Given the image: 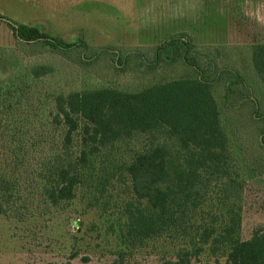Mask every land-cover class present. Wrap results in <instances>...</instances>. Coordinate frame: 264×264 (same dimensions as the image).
<instances>
[{
    "label": "trees",
    "instance_id": "trees-1",
    "mask_svg": "<svg viewBox=\"0 0 264 264\" xmlns=\"http://www.w3.org/2000/svg\"><path fill=\"white\" fill-rule=\"evenodd\" d=\"M0 21L25 45L71 52L78 63L112 56V74L140 58L137 64L144 63L153 76L133 91L105 85L57 96L54 123L64 129L59 147L49 145L46 125L44 129L23 120L15 85L0 79V215L26 202L21 167L28 151L38 149L41 159L26 179L37 182L53 214L63 212L81 189L90 190V206L98 205L114 179L125 184L128 178L132 198L116 222L113 264L161 242L173 250L164 264H190L200 257L224 259V264H264V230L241 238L244 184L264 173V111L257 113L263 106L264 43L253 44L250 53L263 88L257 96L235 71L211 70L209 51L182 36L171 35L156 46L148 63L136 49L122 54L119 48H95L82 39L66 41L41 26L8 21L1 13ZM161 62L181 68H176L178 74L161 73ZM218 83L224 84L219 96ZM237 105L252 110L254 130L228 115ZM243 129L250 145L236 139L245 134ZM137 134L147 136L145 147L120 164L110 159L117 142ZM254 134L260 135L256 146ZM76 256L72 252L69 260Z\"/></svg>",
    "mask_w": 264,
    "mask_h": 264
},
{
    "label": "rangeland",
    "instance_id": "rangeland-1",
    "mask_svg": "<svg viewBox=\"0 0 264 264\" xmlns=\"http://www.w3.org/2000/svg\"><path fill=\"white\" fill-rule=\"evenodd\" d=\"M0 13L8 21L41 26L66 41L82 39L95 48H119L122 54L136 49L148 63L156 46L171 35L182 36L209 51L211 70L231 69L255 95L263 93L250 53L253 44L264 43V0H0ZM0 51V79L15 85L14 98L22 104L23 120L36 127H48L49 145L57 143L58 147L64 129L54 123L57 96L105 85L133 91L153 77L144 63L138 65L140 58L124 71L112 74V56L97 63H78V55L71 52L25 45L14 37L6 21H0ZM159 65L161 73L178 74L176 68H181L164 62ZM215 86L219 96L224 84ZM262 97L258 114L264 111V94ZM227 113L233 114L239 125L247 123L254 130L251 109L237 105ZM244 129L245 134L236 139L250 145ZM252 136L256 146L260 135ZM24 143L30 145L28 141ZM147 143L143 134L121 140L111 148L110 159L119 164L127 161ZM40 152L30 149L21 167L26 202L0 215V264H113L118 248L116 222L123 204L132 198L128 178L125 184L114 179L98 205L90 206V190L81 189L63 212L53 214L37 182L26 179L34 175ZM241 204V238L249 239L255 230H264V173L245 182ZM72 252L77 256L69 260ZM172 253L165 243H155L129 253L123 264H164ZM224 263V259L216 262L200 257L190 264Z\"/></svg>",
    "mask_w": 264,
    "mask_h": 264
}]
</instances>
